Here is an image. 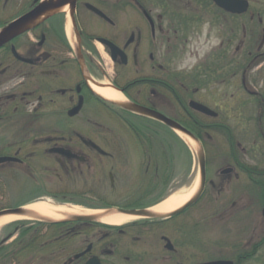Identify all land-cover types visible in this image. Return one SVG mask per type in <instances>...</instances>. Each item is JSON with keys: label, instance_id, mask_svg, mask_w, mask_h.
<instances>
[{"label": "flooded vegetation", "instance_id": "1", "mask_svg": "<svg viewBox=\"0 0 264 264\" xmlns=\"http://www.w3.org/2000/svg\"><path fill=\"white\" fill-rule=\"evenodd\" d=\"M41 1L20 0L11 21ZM54 1L0 49V211L43 203L95 219L47 223L36 213L15 226L17 252L23 231L51 237L42 230L61 225L57 239L79 241L62 264H264V0ZM171 123L203 148L198 201L166 218L101 222L170 197L140 193L150 175L157 187L175 176L182 138Z\"/></svg>", "mask_w": 264, "mask_h": 264}, {"label": "rangeland", "instance_id": "2", "mask_svg": "<svg viewBox=\"0 0 264 264\" xmlns=\"http://www.w3.org/2000/svg\"><path fill=\"white\" fill-rule=\"evenodd\" d=\"M19 1L20 0H10L7 3H6V0L0 1V29L15 18V15L17 13V5ZM3 23H5V25ZM259 70H260L259 72H264V68L259 69ZM259 78H260L259 86L257 87L259 88L260 92H263L264 91V76L259 77ZM181 137L183 138V136ZM181 141H182V145H180V147L178 148L179 150L177 151L178 161H176V164L175 162L173 164V167L175 168V174H174L175 176L174 177L164 176L166 179L169 178V180L173 178L172 179L173 183L172 181H169L167 182V184L165 183L163 186L157 187L156 181H154L153 176L150 175L149 177H147V180L149 181V185H146L147 191H143L140 193L142 196L146 197L144 199L159 202L160 200H162V198L167 193L171 196V194L177 191L178 188H181L183 185V182H189L191 180L190 181L191 185H193L195 182L199 184V168H198V162L196 158L197 145H196V149L193 150L184 140L181 139ZM173 146L174 148L178 147L176 144H173ZM174 168L171 167L170 169H174ZM119 193H121L120 197H118L117 195V197L115 198L116 200L115 205L117 204L116 206L124 203V201L127 199V195L129 192L124 191V192H119ZM197 208L198 206L196 207V211L200 209V206H199V209ZM113 210L116 211L115 208ZM196 215H198L197 212H196ZM133 219H140V218L135 217ZM20 223L21 224L23 223L24 225H26L25 223H28V220H21L19 222H15L13 224H10V225H7L1 228L0 229V243L3 241V239L10 237V236L12 237V233L15 230L16 224H20ZM215 227L220 229L219 225ZM217 228H214V226L212 227V232H211L212 234L210 236V239L213 242L212 247L215 246L214 242L218 241L216 238L220 237L219 233H221V230L219 229L217 230ZM42 231L43 233H47V232L51 233L53 231L56 232L57 230L48 228L47 230L43 229ZM47 235L43 237L42 241H48L49 238H51L50 236H47ZM232 237L234 236L232 235ZM229 239H230L229 241L235 240V238H230V237ZM15 241H16L15 238H12L1 247H4V248L9 247ZM78 244H79V241L76 239H68V240L63 239L59 241L56 245H59V249L62 251V254H59L57 258H53V256L52 258L49 257L46 260L47 261L46 264H48V262H50V264H54V263L62 264L66 260V258H69L76 253L77 249H79ZM4 264H9V263H4ZM10 264H29V262L28 260L19 258L15 260L14 262L10 261Z\"/></svg>", "mask_w": 264, "mask_h": 264}, {"label": "water", "instance_id": "3", "mask_svg": "<svg viewBox=\"0 0 264 264\" xmlns=\"http://www.w3.org/2000/svg\"><path fill=\"white\" fill-rule=\"evenodd\" d=\"M58 7H59V4L55 2L54 0H42L35 9H33L32 11L23 15L22 17L4 26L2 29H0V49L6 46L11 41H13L18 36L28 32L29 29L31 28V25L41 16L56 10ZM120 105L122 106V108L129 110L131 112L137 113V114H145L146 112H148L143 107H140L135 104H125L124 103ZM199 110L204 112V108L202 107H200ZM170 126L176 132L190 138L192 141H194L197 144V161H198V167H199V185H198L197 191L183 206H181L176 211L166 214V215H159V214L152 213L150 209L129 210V211L117 210V213H120L123 215H129V216H136L139 218H166V217L176 215L182 212L184 209L195 204L200 198V196L202 195L203 190H204V183H205V161H204L203 148L199 144V141L192 134H190L187 130H185L181 126L174 124V123H171ZM5 215H16V216L27 215L29 219L38 218L36 217V213L31 212V211H26L25 209H9V210H3L0 212V216H5ZM70 218L74 221H81V222H92L95 219V217L93 216H70ZM45 221H47V223L55 222L50 219H45ZM87 264H100V262L97 259H92L88 261ZM212 264H225V263L217 262V263H212Z\"/></svg>", "mask_w": 264, "mask_h": 264}, {"label": "bare ground", "instance_id": "4", "mask_svg": "<svg viewBox=\"0 0 264 264\" xmlns=\"http://www.w3.org/2000/svg\"><path fill=\"white\" fill-rule=\"evenodd\" d=\"M94 91L100 95L101 97L114 102H121L123 97L112 89H100L94 88ZM183 140L191 147V149H196V144L191 139L187 137H183ZM198 183L195 182L191 187L181 188L175 191L171 196L165 200L164 202L154 206L151 208V212L159 215H166L172 213L183 206L197 191ZM26 211H31L39 214L41 217L61 221L70 216H81L85 214H91L90 212L83 211L79 208L74 207H53L50 205H46L43 203H37L34 205H30L25 208ZM135 218L134 216L123 215V214H115L110 215L108 217H104L101 219V222L108 225H119L126 221ZM28 216H16V215H5L0 216V229L13 224L15 222H19L21 220H28Z\"/></svg>", "mask_w": 264, "mask_h": 264}, {"label": "trees", "instance_id": "5", "mask_svg": "<svg viewBox=\"0 0 264 264\" xmlns=\"http://www.w3.org/2000/svg\"><path fill=\"white\" fill-rule=\"evenodd\" d=\"M3 24L5 25V23ZM60 226L61 225H56V226H52L51 228L52 229L54 228L55 230L57 229L58 231V228H60ZM51 233L52 236L51 238H49L48 241H42L43 237H41L40 235L41 230H39L38 228L23 231L20 237V240H22V243L20 245L21 251L19 253L17 252V246H16L17 242H14L11 246L6 248L0 247V264H4V263L10 264V261L14 262L19 258L28 260L29 264H40V263H46L47 262L46 260L49 257L52 258L53 256V258H57L59 254H62V251L59 249V245H56L61 240L57 239L54 231ZM31 237L35 238L38 244L35 247V249H37L35 251L31 250V248H33L32 244L30 245V243H28L29 238ZM44 248L46 249L48 248L49 252L45 253L43 250Z\"/></svg>", "mask_w": 264, "mask_h": 264}]
</instances>
